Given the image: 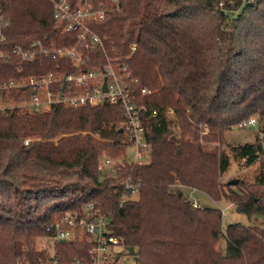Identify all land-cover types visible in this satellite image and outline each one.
<instances>
[{"label":"trees","instance_id":"obj_1","mask_svg":"<svg viewBox=\"0 0 264 264\" xmlns=\"http://www.w3.org/2000/svg\"><path fill=\"white\" fill-rule=\"evenodd\" d=\"M120 6L95 29L110 37L112 56L129 58L140 87L152 91L140 102L152 118L150 156L142 165L126 159L124 116L115 106L0 113V264H39L46 255L37 243L50 236L48 227L88 203L108 215L112 234L128 254L134 250L136 264H264V224L223 230L221 210L196 208L170 191L178 185L226 198L250 220H264V0H121ZM0 10L10 21L0 49L45 36L62 44L50 0H0ZM68 64L39 60L24 75L74 71ZM18 66L17 59L0 62V82L17 78ZM7 97L23 95L0 93L2 101ZM254 115L263 138L228 144L225 133ZM201 126L208 127L205 141L228 151L206 149ZM232 157L247 168L260 162L261 171L255 183L240 181L227 192L232 185L220 178ZM105 158L117 163L99 172ZM128 179L140 187L137 200L123 198ZM57 248L73 260L88 259L91 247Z\"/></svg>","mask_w":264,"mask_h":264},{"label":"built area","instance_id":"obj_2","mask_svg":"<svg viewBox=\"0 0 264 264\" xmlns=\"http://www.w3.org/2000/svg\"><path fill=\"white\" fill-rule=\"evenodd\" d=\"M53 16L62 44L48 36L32 41L27 47L18 45L11 51L0 49V62L19 61L17 78L0 82V93L21 92L19 101L0 99V113L19 111L27 114L50 113L55 105L68 109L98 108L110 105L120 108L124 116L121 123L129 147L135 149L134 165L147 162L151 145L147 139V126L152 118L146 117V107L140 102L152 91L140 87L128 59L112 56L114 45L110 37L100 35L95 27L106 21L107 16L121 9V0H50ZM9 19L0 10V42L7 40ZM135 50V47L133 48ZM66 61L72 72L57 71L25 76L28 64L37 61ZM61 65L58 64L57 68ZM67 87V88H66ZM106 88V90H105ZM173 119L172 110L167 111ZM260 124L254 115L240 124L241 129ZM201 134H208V127L201 126ZM127 159V155H126ZM117 162L112 158L101 160L98 170L105 172ZM121 163V161H118ZM123 198L134 197L139 185L128 179L123 184ZM194 207L200 206L193 202ZM110 218L96 203H88L81 212L69 211L57 218L49 227L50 236L43 238L47 248L39 264H111L119 261L116 248H124L122 241L110 230ZM84 242L90 245L88 259L68 260L57 248L61 243ZM125 249V248H124ZM126 250V249H125ZM18 264H28L19 260Z\"/></svg>","mask_w":264,"mask_h":264},{"label":"rangeland","instance_id":"obj_3","mask_svg":"<svg viewBox=\"0 0 264 264\" xmlns=\"http://www.w3.org/2000/svg\"><path fill=\"white\" fill-rule=\"evenodd\" d=\"M258 116V115H256ZM259 117V116H258ZM258 136L263 138L261 133V125L256 127H248L246 129H241L239 126L233 128L225 133V140L228 144L234 145H252L257 141ZM190 139V137H186ZM201 142L208 150L220 149L228 151L227 146H221L218 143H211L204 140V136L201 134ZM127 160L131 162L134 159L135 149L129 147L126 151ZM261 171L260 162H257L250 167H244V162L235 160L232 157V164L227 173L223 174L220 178V183L222 186L231 185L230 182L233 180L244 181L247 183H255L257 177ZM236 190V185H232L228 189ZM172 193L181 192L185 198L192 202H196L200 208H212L219 209L223 213L222 228L225 230L230 224H242L245 226L259 225L263 226L264 220L262 217H256L250 220L245 214L237 212L236 208L228 201L226 198H222L219 201L214 200L205 192L195 190L188 187L173 186L170 188ZM139 195H135L134 199L137 200ZM225 243L222 241L221 246L224 247ZM38 250L47 248L46 241L44 239H39L37 243ZM115 252L119 255V261L111 264H136L133 256L127 253L124 248H116Z\"/></svg>","mask_w":264,"mask_h":264},{"label":"water","instance_id":"obj_4","mask_svg":"<svg viewBox=\"0 0 264 264\" xmlns=\"http://www.w3.org/2000/svg\"><path fill=\"white\" fill-rule=\"evenodd\" d=\"M105 90H106V88H105ZM238 183H239L238 180H233V181L230 182L231 185H238ZM128 252H129V254H130L131 256L134 257V250H133V249H131V248L128 249ZM134 259L137 260L136 257H135Z\"/></svg>","mask_w":264,"mask_h":264}]
</instances>
